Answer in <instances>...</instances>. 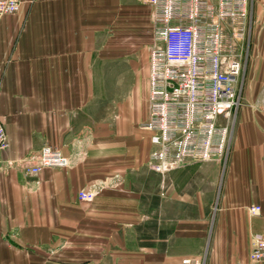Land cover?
Returning <instances> with one entry per match:
<instances>
[{
	"label": "crops",
	"instance_id": "1",
	"mask_svg": "<svg viewBox=\"0 0 264 264\" xmlns=\"http://www.w3.org/2000/svg\"><path fill=\"white\" fill-rule=\"evenodd\" d=\"M240 24L255 31L257 49L226 158L161 173L141 127L150 1L22 0L5 15L0 264H182L202 254L206 264H263L250 256L253 235L264 234V0H252ZM254 93L261 101H250ZM46 144L70 164L33 174ZM82 190L94 198L80 199Z\"/></svg>",
	"mask_w": 264,
	"mask_h": 264
},
{
	"label": "built area",
	"instance_id": "2",
	"mask_svg": "<svg viewBox=\"0 0 264 264\" xmlns=\"http://www.w3.org/2000/svg\"><path fill=\"white\" fill-rule=\"evenodd\" d=\"M154 10V44L150 52L149 116L141 127L151 133L150 165L166 173L189 160H224L230 150L236 114L243 103L240 61L226 60L228 25L247 21L252 0H149ZM22 0H0V21L17 13ZM244 27V26H243ZM244 30L235 32L243 37ZM9 146L0 118V149ZM28 170L67 167L58 147H41ZM95 193L79 192L92 200ZM262 207L250 208L253 215ZM1 240V235H0ZM251 261L264 264V234L253 235ZM182 264H206V256H187Z\"/></svg>",
	"mask_w": 264,
	"mask_h": 264
},
{
	"label": "rangeland",
	"instance_id": "3",
	"mask_svg": "<svg viewBox=\"0 0 264 264\" xmlns=\"http://www.w3.org/2000/svg\"><path fill=\"white\" fill-rule=\"evenodd\" d=\"M237 25V28H235L233 24L227 26L225 31L223 52L227 61L233 58L240 61L241 70L239 75V86L241 87L243 93V103H245L249 100L247 98V94L250 92V80L248 75L257 49V47L254 46V43L256 42V33L253 30L251 31L248 25L245 28H243L239 22ZM243 29H246V31H243V37L235 36V32L242 31ZM259 97L260 96H258L257 93H254L252 98H250V101L259 102L261 101L259 100ZM262 98V101H264V95Z\"/></svg>",
	"mask_w": 264,
	"mask_h": 264
}]
</instances>
